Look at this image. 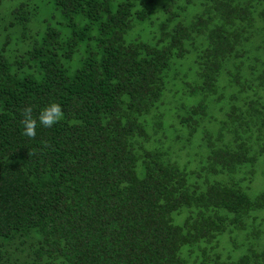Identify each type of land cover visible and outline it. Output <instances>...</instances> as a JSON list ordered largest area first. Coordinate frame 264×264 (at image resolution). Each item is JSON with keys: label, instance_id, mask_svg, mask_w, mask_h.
Listing matches in <instances>:
<instances>
[{"label": "trees", "instance_id": "16d2710c", "mask_svg": "<svg viewBox=\"0 0 264 264\" xmlns=\"http://www.w3.org/2000/svg\"><path fill=\"white\" fill-rule=\"evenodd\" d=\"M8 2L0 264H264V0Z\"/></svg>", "mask_w": 264, "mask_h": 264}, {"label": "rangeland", "instance_id": "374dc122", "mask_svg": "<svg viewBox=\"0 0 264 264\" xmlns=\"http://www.w3.org/2000/svg\"><path fill=\"white\" fill-rule=\"evenodd\" d=\"M17 2V0H10V2H8V6L9 5H14ZM196 9V10H195ZM195 11H197V8H195V6H191L189 9V14H193ZM44 14L40 15V17L37 19V21L34 22V25L42 27L44 25V22L42 21L44 18ZM156 25H152L151 27H148V25H142V26H137L136 28H134L133 30H131L127 35H126V39L130 40V39H134V38H140L142 40L145 41H151L152 39V31H155L156 29ZM193 67H192V63L191 60L189 59V57H186V59H183V61L180 64V67L177 68V72H180V74L185 73L188 77L194 79L195 75L194 73H192ZM226 82V80H225ZM221 86H223V83L221 84ZM183 84L181 82H175V87H174V91H178V95L174 101L173 105H179L181 103H184L186 105H194L197 104L202 97L201 96H182V92H183ZM224 104V103H223ZM214 111H212L213 113ZM172 120L169 119L168 122H165L166 124L164 125L166 127V125L168 123H171ZM219 129L218 125H214L213 126V132L217 131ZM166 133L171 137H173V134L171 133L170 129H166ZM185 139V137L183 136V140ZM194 145L190 146L189 148H187L186 152L187 153H193V147ZM192 155V154H191ZM191 160V158H190ZM185 164V163H183ZM186 165V164H185ZM191 167L195 168L196 164H190Z\"/></svg>", "mask_w": 264, "mask_h": 264}, {"label": "clouds", "instance_id": "9594fccd", "mask_svg": "<svg viewBox=\"0 0 264 264\" xmlns=\"http://www.w3.org/2000/svg\"><path fill=\"white\" fill-rule=\"evenodd\" d=\"M23 119L20 121L24 131L23 135L35 138L37 123L44 128H51L63 118V110L60 104L51 103L39 113L38 120L32 116V107L26 106L22 110Z\"/></svg>", "mask_w": 264, "mask_h": 264}]
</instances>
